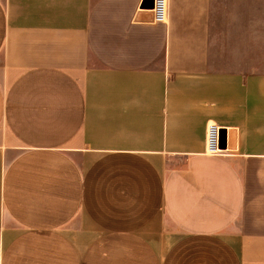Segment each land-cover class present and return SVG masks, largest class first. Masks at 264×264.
Returning <instances> with one entry per match:
<instances>
[{
  "label": "crops",
  "instance_id": "1",
  "mask_svg": "<svg viewBox=\"0 0 264 264\" xmlns=\"http://www.w3.org/2000/svg\"><path fill=\"white\" fill-rule=\"evenodd\" d=\"M152 7L0 0V264H264V0Z\"/></svg>",
  "mask_w": 264,
  "mask_h": 264
},
{
  "label": "built area",
  "instance_id": "2",
  "mask_svg": "<svg viewBox=\"0 0 264 264\" xmlns=\"http://www.w3.org/2000/svg\"><path fill=\"white\" fill-rule=\"evenodd\" d=\"M152 22L154 24H165L168 20V0H153ZM221 127L210 123L207 125L206 150L205 153L212 156L226 154L221 147Z\"/></svg>",
  "mask_w": 264,
  "mask_h": 264
},
{
  "label": "water",
  "instance_id": "3",
  "mask_svg": "<svg viewBox=\"0 0 264 264\" xmlns=\"http://www.w3.org/2000/svg\"><path fill=\"white\" fill-rule=\"evenodd\" d=\"M226 146V131L224 129L221 130V147L225 148Z\"/></svg>",
  "mask_w": 264,
  "mask_h": 264
}]
</instances>
